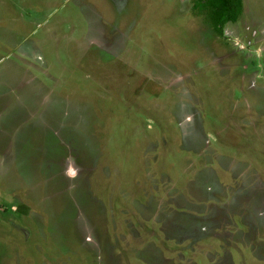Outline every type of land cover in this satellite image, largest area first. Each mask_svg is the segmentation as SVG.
I'll return each mask as SVG.
<instances>
[{
  "label": "rangeland",
  "instance_id": "rangeland-1",
  "mask_svg": "<svg viewBox=\"0 0 264 264\" xmlns=\"http://www.w3.org/2000/svg\"><path fill=\"white\" fill-rule=\"evenodd\" d=\"M0 0V264H264V0Z\"/></svg>",
  "mask_w": 264,
  "mask_h": 264
},
{
  "label": "trees",
  "instance_id": "trees-1",
  "mask_svg": "<svg viewBox=\"0 0 264 264\" xmlns=\"http://www.w3.org/2000/svg\"><path fill=\"white\" fill-rule=\"evenodd\" d=\"M195 15L205 16L213 31L224 35L227 24L237 23L244 12L243 0H193Z\"/></svg>",
  "mask_w": 264,
  "mask_h": 264
}]
</instances>
